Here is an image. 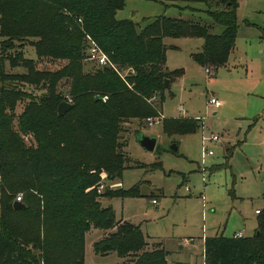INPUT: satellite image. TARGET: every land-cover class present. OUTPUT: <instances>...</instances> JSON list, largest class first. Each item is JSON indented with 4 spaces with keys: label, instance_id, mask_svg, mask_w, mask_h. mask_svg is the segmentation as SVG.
Wrapping results in <instances>:
<instances>
[{
    "label": "trees",
    "instance_id": "1",
    "mask_svg": "<svg viewBox=\"0 0 264 264\" xmlns=\"http://www.w3.org/2000/svg\"><path fill=\"white\" fill-rule=\"evenodd\" d=\"M144 1L175 8L183 4L210 24L163 14L117 19L125 0H0V264H82L83 236L90 228L111 229L93 243L96 254L129 256L120 264H166L159 243L143 250L147 243L139 227L115 220L109 207L95 200L94 190L84 189L102 171L113 180L129 167L120 152L125 145L119 141L121 124L160 114L154 105L159 106L163 79L168 87L170 78L182 73L165 68L163 39L201 38L192 60L212 69L221 66L237 29V0ZM212 25L220 32L212 33ZM24 39L37 58L63 63L54 70L34 68L33 60L14 46ZM91 43L114 67L83 70ZM5 61L25 72L5 73ZM62 79L72 107L57 115L63 95L55 85ZM21 84L44 91L32 95ZM22 98L28 101L15 115ZM198 120L162 118L161 128L168 134L191 132L200 127ZM26 134L30 143L24 141ZM17 193L23 207L14 209ZM136 194L135 184L127 190L105 189L101 196ZM202 246L203 264H264V209L258 210L251 235L205 237Z\"/></svg>",
    "mask_w": 264,
    "mask_h": 264
},
{
    "label": "rangeland",
    "instance_id": "2",
    "mask_svg": "<svg viewBox=\"0 0 264 264\" xmlns=\"http://www.w3.org/2000/svg\"><path fill=\"white\" fill-rule=\"evenodd\" d=\"M177 10L165 9L153 1L126 0L117 18L139 21L162 13L175 15ZM236 15L237 29L226 59L228 66L212 69L209 64L201 67L192 62L189 53L200 47V39L178 37L164 41L178 47L166 48L167 65L182 68L184 75L170 78L168 87L157 94L159 106H154L165 119L179 114L198 117L203 135L211 132L218 136L217 142L205 143L212 154L203 158V177L199 127L191 132L168 134L161 128L162 118L154 125H146L144 118L133 119L121 124L119 132V141H125L120 152L129 167L113 180L102 171L97 174V181L84 189L94 190L95 200L100 206L109 207L115 220L139 227L147 243L143 250L154 249L159 243L167 253L166 264H202L205 237H230L239 231L249 236L256 227L255 210L264 209V0H237ZM14 46L33 60L36 69L54 70L63 63L37 58L29 40L15 41ZM11 53L12 49H8L7 54ZM82 63L84 71L96 68L86 59ZM204 68L210 73L206 74ZM4 72L24 73L25 68L9 67L5 61ZM66 84L62 79L55 89L63 95ZM21 89L32 95L44 91L27 84H21ZM209 97L217 99L219 105H207ZM27 101H18L13 113L19 114ZM138 134L155 137L152 151L138 144ZM23 138L26 143L31 142L27 134ZM172 145L175 149H171ZM228 149L230 153L225 157ZM135 184L136 195L101 196L105 189L127 190ZM110 231L90 228L84 233L82 264H120L129 257H118L113 251H93V243Z\"/></svg>",
    "mask_w": 264,
    "mask_h": 264
},
{
    "label": "built area",
    "instance_id": "3",
    "mask_svg": "<svg viewBox=\"0 0 264 264\" xmlns=\"http://www.w3.org/2000/svg\"><path fill=\"white\" fill-rule=\"evenodd\" d=\"M77 21L79 22V19H77ZM85 59L92 62L94 65L96 66H112V64L109 62V60L107 59L106 55L100 51V49L94 45L93 43H91L88 48L87 51L85 53ZM204 72L206 74L210 73V69L208 68H204ZM63 101H66L68 103H71V97L68 94H63ZM207 105H211L213 107H217L219 105V102L217 99H215L214 97H209L206 101ZM181 108V107H179ZM181 110V109H180ZM162 117H158V116H154V117H145V123L146 125H154V124H158L160 123ZM196 119H199L198 117H195ZM218 141V136L215 134H212L211 132H208L207 135H203V132L201 133L200 136V143H201V166L203 165V158L206 155H211V150L206 149L205 143L206 142H217ZM205 168L202 166L201 169V175L203 177V173H204ZM186 190V187H185ZM15 201H20L21 200V193H17L15 195L14 198ZM255 212L257 213L258 210H255ZM240 234H234L233 237H239Z\"/></svg>",
    "mask_w": 264,
    "mask_h": 264
},
{
    "label": "crops",
    "instance_id": "4",
    "mask_svg": "<svg viewBox=\"0 0 264 264\" xmlns=\"http://www.w3.org/2000/svg\"><path fill=\"white\" fill-rule=\"evenodd\" d=\"M126 1V0H125ZM198 5H196L195 7H197ZM165 9H168V8H173V9H178L177 10V12H176V14L174 15V14H169V15H171V16H169V15H165V16H169V17H177V16H179V17H182V18H185V19H192V20H196V21H200V22H203V23H206V24H210V20H209V18H207L206 16H204V17H206L205 19H203V18H201L200 16H203V14L201 13V12H197V11H189L188 9H183V4H180V3H178L177 4V8H175V7H173V6H170V5H167V6H163ZM198 8V7H197ZM200 9V8H199ZM164 11V10H163ZM117 12H119V10H117ZM116 12V14H115V17L117 18V15H118V13ZM163 14V13H162ZM128 15V14H127ZM159 15V14H158ZM164 15V14H163ZM236 18H237V15H236ZM117 19H122V17L121 18H117ZM236 21H237V19H236ZM220 28L218 27V26H216V25H212V27L210 28V31L212 32V33H218V32H220ZM178 38V37H177ZM179 38H182V39H192V38H195V37H179ZM167 39H170L169 37H165L163 40L165 41V40H167ZM172 39H174V38H172ZM196 39H200V41H201V44H202V39L201 38H196ZM200 41H195V42H197V44H199L200 43ZM165 43V42H164ZM201 44H200V47H201ZM168 45V47L169 48H173V49H177L178 47L176 46V45H174V44H172V43H169V44H167ZM172 46V47H171ZM200 47H198V48H196L195 49V51H198L199 49H200ZM198 49V50H197ZM167 51V50H166ZM166 51H165V63H164V66H165V68L167 69V70H174V69H181L182 70V77H183V75H184V73H183V69L182 68H169V66L167 65V61H166ZM192 52H194V51H192ZM191 53V52H190ZM190 53H189V57H190ZM231 53V52H230ZM229 53V54H230ZM190 59L192 60V58L190 57ZM192 62H194V63H196L194 60H192ZM197 64V63H196ZM198 66H201V65H199V64H197ZM221 66H228V63L225 61ZM202 67V66H201ZM219 67V66H218ZM180 74V75H181ZM179 75V76H180ZM178 76V77H179ZM178 77H176L175 79H177ZM174 79V80H175ZM211 106V105H210ZM180 106H178V110L180 111V113H182V109L181 108H179ZM181 109V110H180ZM160 113V112H159ZM160 116H161V114H160ZM162 117V116H161ZM174 117H188V116H185V115H183V114H179V115H177V116H174ZM174 117H171V118H174ZM191 117V116H190ZM192 118V117H191ZM193 118H195V116H193ZM196 119V118H195ZM198 121H200V127H199V129L201 130V133H202V123H201V120L199 119ZM264 142V141H263ZM227 151V150H226ZM215 166V165H214ZM257 210V209H256ZM237 233H239L240 234V236H243L242 235V233L239 231V232H237ZM237 233H233L231 236H233L234 234H237ZM203 245V244H202ZM202 250H203V247H202ZM202 255V254H201ZM178 262H180V261H178ZM180 263H182V264H188V263H184V262H180ZM171 264H173V262L171 263ZM202 264H203V256H202Z\"/></svg>",
    "mask_w": 264,
    "mask_h": 264
},
{
    "label": "water",
    "instance_id": "5",
    "mask_svg": "<svg viewBox=\"0 0 264 264\" xmlns=\"http://www.w3.org/2000/svg\"><path fill=\"white\" fill-rule=\"evenodd\" d=\"M167 84H168V80L166 78H164L163 81H162L163 88H166ZM95 98H97V96H95ZM71 107H72V103H68V102L62 100L56 106V114L57 115H63ZM136 139H137L138 144L142 148H144L145 150L152 151V149L154 148L155 137L146 136L144 134H138L136 136ZM171 149H175V146L172 145ZM12 207L14 209L21 208V207H23V204L20 201H15L14 200L12 202Z\"/></svg>",
    "mask_w": 264,
    "mask_h": 264
}]
</instances>
